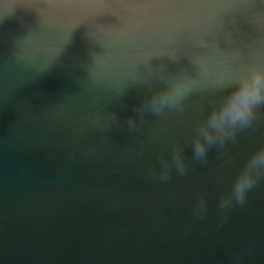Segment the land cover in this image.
Masks as SVG:
<instances>
[{
	"label": "water",
	"instance_id": "95a60500",
	"mask_svg": "<svg viewBox=\"0 0 264 264\" xmlns=\"http://www.w3.org/2000/svg\"><path fill=\"white\" fill-rule=\"evenodd\" d=\"M0 15V264H264V168L220 206L264 145L245 74L264 78V0H0ZM173 83L178 104L147 105ZM222 109L249 115L218 120L197 157Z\"/></svg>",
	"mask_w": 264,
	"mask_h": 264
},
{
	"label": "clouds",
	"instance_id": "9594fccd",
	"mask_svg": "<svg viewBox=\"0 0 264 264\" xmlns=\"http://www.w3.org/2000/svg\"><path fill=\"white\" fill-rule=\"evenodd\" d=\"M253 84L257 87V91L250 95L252 103H258L261 99L260 90H264V78H257L255 75L252 77ZM178 83H173L160 92L150 96L147 100V105L153 110L170 107L178 104L181 100V95L177 91ZM239 91L238 96L244 94L241 83L236 85ZM248 113H238L235 116L231 112H225L223 109L219 113L210 114L206 120L205 126L199 129V136L201 139L194 140L193 150L197 157H202L205 153V145H212L217 141L222 142V135H213V133H222L221 126L217 123L218 120L227 119L230 124L244 122L248 118ZM174 163L177 170L181 173L184 172L183 161L176 157ZM264 168V149L257 150L251 157L247 167L244 169L243 176L240 175L233 178L231 184V196L228 199H222L220 206L226 208L234 200L237 203L244 201L246 193L253 187L254 178L253 171Z\"/></svg>",
	"mask_w": 264,
	"mask_h": 264
},
{
	"label": "snow or ice",
	"instance_id": "6c2138e0",
	"mask_svg": "<svg viewBox=\"0 0 264 264\" xmlns=\"http://www.w3.org/2000/svg\"><path fill=\"white\" fill-rule=\"evenodd\" d=\"M0 19H3L2 15H0ZM245 74L247 76H249V77H253L255 75L254 70L252 68H249ZM177 91L179 92V94H181L180 85H178ZM261 148H264V145H257V150H260ZM243 173H244V168H240V169L237 170V172L234 175V177H236L238 175H240L242 177Z\"/></svg>",
	"mask_w": 264,
	"mask_h": 264
}]
</instances>
